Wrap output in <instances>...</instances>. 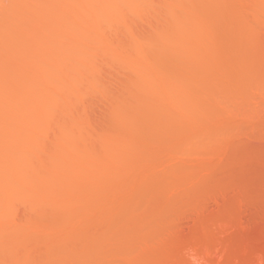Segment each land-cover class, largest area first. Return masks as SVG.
Returning a JSON list of instances; mask_svg holds the SVG:
<instances>
[{
  "label": "rangeland",
  "instance_id": "1",
  "mask_svg": "<svg viewBox=\"0 0 264 264\" xmlns=\"http://www.w3.org/2000/svg\"><path fill=\"white\" fill-rule=\"evenodd\" d=\"M76 1L0 0V264H264V0Z\"/></svg>",
  "mask_w": 264,
  "mask_h": 264
},
{
  "label": "bare ground",
  "instance_id": "2",
  "mask_svg": "<svg viewBox=\"0 0 264 264\" xmlns=\"http://www.w3.org/2000/svg\"><path fill=\"white\" fill-rule=\"evenodd\" d=\"M1 1H2V0H1ZM6 1H7V0H6ZM66 1H67V3H70V4H69V5H70L69 7L73 8L72 5H71V2H68V0H66ZM77 1H78V0H77ZM77 1H76V2H77ZM95 1H96V0H93V3H92L91 5H88V4L90 3L89 0H88L89 3L86 4V5L89 6V7L86 6L88 9L82 7V8H83V10H82V11H83V14H82V15L85 14V20H86V19H88V20L91 19V20L93 21V19H92L91 17H95V15H96V11L99 10L98 8H100V7L103 8V5L101 6V4L104 3V2H102L101 0H97V1H99V2L101 1L102 3H101V2H100V3H97V1H96V4H95ZM109 1L112 2L111 0H109ZM123 1H125V0H123ZM131 1H132V0H131ZM73 2H74V0H73ZM73 2H72V3H73ZM91 2H92V1H91ZM110 2L107 1V3H109V4H105V3H104V7L107 6V5H108V6L111 5L112 3H110ZM125 2L128 3V2H130V1H125ZM132 2H133V1H132ZM132 2L128 3V5L131 4V5H133V8H134V7L136 6V4H135V2H134V4H132ZM6 4H7V3H6ZM93 4L96 5V6H94ZM97 4H98V5H97ZM113 4H114V3H113ZM64 5H65V6H64ZM64 5H63L64 7H67V6H68V4H65V3H64ZM75 5H76V4H75ZM84 5H85V4H84ZM93 6H94V7H93ZM108 6H107V7H108ZM129 6H130V5H129ZM69 7H67L68 10L66 9L67 12H68L69 10H71V9H69ZM90 7H91V8H90ZM97 7H98V8H97ZM131 7H132V6H131ZM75 8H77V7H75ZM82 8H80V9H82ZM96 8H97V9H96ZM9 9H11V8H9ZM27 9H28V8H27ZM73 9H74V8H73ZM95 9H96V10H95ZM29 10H30V9H29ZM29 10H28V12L26 13L28 16H29L30 14H31V16L35 15V13H32V9H31V11H29ZM76 10H77V9H76ZM76 10H75V11H76ZM88 10H90V11L87 13ZM91 10H92V11H91ZM69 12H70V11H69ZM19 13H20V12H19ZM38 13H39V12H38ZM38 13H36V15L33 16V17L36 18V16H37L38 18L42 19L41 17H39V14H38ZM91 13H92V14H91ZM93 13H94V14H93ZM1 14H3V13H1ZM1 14H0V15H1ZM26 14H25L26 17H24V19H25V18H26V19L30 18V17H27ZM37 14H38V15H37ZM66 14H67V13H66ZM90 14H91L92 16H91ZM86 15H88V16H86ZM40 16H42V15H40ZM51 16H52V15H51ZM48 17H49V15H48ZM1 18H2V17H1ZM1 18H0V19H1ZM10 18H11V17H10ZM46 18H47V17H46ZM46 18L43 17V19H46ZM26 19H25V21H26ZM49 19H50V18H49ZM49 19H47V20H49ZM95 19H96V18H95ZM82 20H83V19H82ZM85 20H84V21H85ZM91 20H90V21H91ZM86 21H87V20H86ZM90 21H89V24H90ZM96 21H97V20H96ZM45 22H46V21H45ZM47 22H48V21H47ZM27 23H28V22H27ZM47 24H48V25H46V26H48V27L45 28V31L48 33V29H49V24H50V23H47ZM93 24H94V23H93ZM93 24H92V25H93ZM97 24H98V23H97ZM67 25H68V24H67ZM70 25H71V24H70ZM89 26H91V25H89ZM50 27H51V26H50ZM91 27H92V26H91ZM91 27H90V28H91ZM93 27H96L95 24H94ZM93 27H92V28H93ZM47 28H48V29H47ZM68 28H69V27H68ZM72 28H73V27H72ZM46 29H47V30H46ZM78 29H79V28H78ZM80 29H81V28H80ZM83 29H84V28H83ZM85 29H86V28H85ZM95 29H96V28H95ZM63 30H64V28H63ZM43 31H44V30H43ZM49 31H50V30H49ZM66 31H67V30H66ZM66 31L64 30L65 35L68 34V33H66ZM68 31H69V30H68ZM80 31H81V30H80ZM85 31H89V30L87 29V30H85ZM71 32H72V30H71ZM71 32H70V33H71ZM75 32H76V31H74V33H75ZM47 33H46V34H47ZM78 33H79V32H78ZM81 33H84V34H85L84 31L81 32ZM31 34H32V33H31ZM48 34H49V33H48ZM75 34H76V33H75ZM27 35H30V32H29V34H27ZM27 35H26V36H27ZM60 35L62 36V34H60ZM60 35H59V36H60ZM65 35H63V36L65 37ZM85 35H86V34H85ZM71 36H72V35H71ZM74 36H75V35H74ZM77 36H78V35H77ZM82 36H83V34H82ZM82 36L79 35L78 38H81ZM13 37H14V36H13ZM30 37H31V35H30ZM64 37H62V38H64ZM86 37H87V36H86ZM60 38H61V37H60ZM67 38H68V37H67ZM78 38H77V39H78ZM11 39H12V38H11ZM11 39H10V40H11ZM77 39H76V41H74V40H73V41L76 43L77 41L80 40V39H78V40H77ZM14 41L16 42V40L13 39V41H12L11 43L14 44ZM60 41L62 42V40H60ZM8 42H10V41H8ZM66 42H67V40H66ZM69 42H70V40H69ZM11 43H9V44H11ZM50 43H51V42H50ZM50 43H49V44H50ZM63 43H64V42H63ZM77 43H78V42H77ZM11 45H12V44H11ZM11 45H7V46H5L4 48L7 47V49H4V48H3V51H4V52H5V51H6V52L9 51L11 48L9 49L8 46L10 47ZM75 45H77V44H75ZM80 46H81V44H80ZM47 47L50 48L49 46H46V48H47ZM66 47H67V46H66ZM48 48H47V49H48ZM1 49H2V48H1ZM1 49H0V52H2L1 55H3V51H2ZM76 49H77V48H76ZM81 49H82V48H81ZM11 50H12V49H11ZM78 50H79V49H78ZM13 53H14V52H13ZM4 54H6V53H4ZM50 66H51V65H50ZM39 70H41V69H39ZM37 71H38V70H37ZM35 72H36V71H35ZM40 72H41V71H40ZM54 72H55V71H54ZM37 73H38V72H37ZM57 73H58V72H57ZM1 74H2V73H1ZM24 74H25V73H24ZM34 74H36V73H34ZM40 75H41V74H39V76H40ZM53 75H54V74H53ZM31 76L33 77L32 74H31ZM39 76H38V75H34L33 78L36 79V77L39 78ZM0 77H1V76H0ZM24 77H25V75H24ZM27 77L29 78L30 76H27ZM32 77H30V79H31L30 81L33 80ZM56 77H57V76H56ZM3 78H4V77H3ZM5 78H6V77H5ZM41 78H42V75H41ZM0 79H1V80H0V89L4 86L3 88L6 89V93L9 95V92H7V89H8V88L4 85V84H6V85L8 84V83H6V82L4 83V81H6V80H8V79H7V78H6V80H2V78H0ZM22 79H23V81L20 79V80H21V83H19V86H20V84H21L22 86H23V84H24V83L22 84V82H24L25 80H24V78H22ZM25 79H26V78H25ZM49 79H50V78H49ZM15 80H16V78H15ZM53 80H55V79H53ZM53 80H52V81H53ZM1 81H3V83H4L3 86H1V84H2ZM28 81H29V79H28ZM28 81H27V79H26L25 82H28ZM33 81L35 82V80H33ZM7 82H8V81H7ZM17 83H18V81H17ZM17 83H16V86L18 87ZM14 84H15V83H14ZM25 84H26V83H25ZM27 84L29 85V82H28ZM28 85H27V87L31 86V84H30L29 86H28ZM62 85H63V84H61L60 87H62ZM25 86H26V85H25ZM20 87H21V86H20ZM20 87H19V89L17 88V89L15 90V93H14V92H13V93L11 92V94L14 95L12 98H14V97L17 95V93H18L17 90H20V91H19L20 93H18V94H21V90H22V89H20ZM23 87H24V86H23ZM66 87H67V86H66ZM3 88L1 89L2 91H3ZM15 88H16V87H15ZM21 88H22V87H21ZM31 88H32V86L30 87V89H31ZM62 88L64 89V86H63ZM27 89H29V88H27ZM27 89H26V88L23 89V90H24V93H25V90H27ZM59 89H60V88H59ZM61 90H62V89H61ZM2 91L0 92V95H1L0 98H3V96L6 94V93H4V92H5V90H4V91H3V95H2V94H1ZM9 91H11V90H9ZM28 92H29V91H28ZM28 92H26V94H27ZM22 93H23V91H22ZM7 94H6V95H7ZM11 94H10L9 96H11ZM26 94H25V95H26ZM21 95H23V94H21ZM21 95H18V96H21ZM25 95H24V96H25ZM30 95H31V94H29L28 97H29ZM33 95H34V94H33ZM18 96H16V97H18ZM24 96H23V97H24ZM26 96H27V95H26ZM26 96H25V97H26ZM6 97H8V96H4V98H6ZM23 97H22V98H23ZM25 97H24V98H25ZM30 97H31V99H32V97H34V96L31 95ZM30 97H29V98H30ZM4 98H3V99H4ZM19 98H20V97H19ZM19 98H18V99H19ZM29 98H28V100H30ZM34 98H35V97H34ZM3 99H2V101H3ZM14 99H15V98H14ZM14 99H11V100L6 99L7 101H10L11 103H10V102H7V101H6V102L3 101V102H4V104H3L2 101H1L0 103L2 104V105H1L2 107L0 106V107H1L0 109L2 110L3 107H4V108L7 107V105H5V103H7V104L9 103V105H10V104L15 105L17 102H15L16 99H15V100H14ZM0 100H1V99H0ZM12 100H13V101H12ZM35 100H36V99H35ZM35 100H34V101H35ZM38 100H39V99H38ZM16 101H18V100H16ZM30 101H31V100H30ZM32 101H33V100H32ZM13 102H14L15 104H14ZM32 104H33V103H32ZM16 105H17V104H16ZM23 109H24V108H23ZM1 110H0V112H1ZM3 110H4V109H3ZM3 110H2V111H3ZM24 110H25V109H24ZM24 110H23L21 113H23V112H25V111L28 113L27 110H25V111H24ZM42 110H43V109H42ZM47 112H48V111H46V113H47ZM19 115H20V110H19V114H18V116H19ZM21 115H22V114H21ZM23 115H25V114H23ZM26 115H27V114H26ZM19 117H20V116H19ZM33 156H34V155H33V153H32V155H30V156H28V157H25L23 160L20 161V162H21V165H23L24 163L29 164L30 162H31V164H32L33 161H34ZM28 158H29L30 160H29ZM150 161H151V160H150ZM150 161H148V162H150ZM158 161H159V160H158ZM152 163H153V162H151V164H152ZM154 163H156V162H154ZM147 164H148V163H147ZM138 166H139V165H138ZM19 167H20L19 164H17L16 167H15V165H13V168H15V169H14L15 171L12 172V179L16 177L15 173L17 174V171L19 170V169H18ZM141 167H142V166H140L139 168H141ZM143 168H144V167H143ZM146 168H147V167H146ZM137 169H138V168H137ZM144 169H145V168H144ZM163 170H164V169H163ZM143 171H144V170H143ZM161 171H162V170H161ZM142 173H143V172H142ZM149 173H150V172H149ZM143 174H144V173H143ZM165 174H167V173H165ZM151 175H152V174H151ZM13 176H14V177H13ZM153 176H154V175H153ZM150 177H151V176H150ZM164 179H165V178H164ZM142 180H143V178H142ZM145 181H146V180H145ZM8 182H9V180H6L5 184H9ZM143 182H144V181H143ZM149 186H150V185H149ZM7 188H8V187H7ZM9 188H10V190L8 189L7 194H8L9 196L12 197V195H10L11 187L9 186ZM15 189H17V186H16V185H15ZM89 198H90V197H89ZM230 198H231V197H229V199H230ZM226 200H227V199H226ZM234 200H235V199H234ZM45 201H46V200H45ZM229 201H230V200H229ZM87 202H88V201H87ZM87 202L84 203V208L88 210V206H89V204H91V203L88 202V203H89V204H88ZM216 202H217V201H216ZM237 202H238V201H237ZM222 203H223V202H222ZM239 203H240V202H239ZM239 203H238V204H239ZM85 205H86V206H85ZM87 205H88V206H87ZM220 205H221V204H220ZM50 206H53V205L51 204ZM224 206H226V205H224ZM227 206H229V204H228ZM238 206H240V205H238ZM54 207H55V206H54ZM89 207H90V206H89ZM231 207H232V206H231ZM222 208H223V207H222ZM52 209H53V207H52ZM54 209L56 210V208H54ZM85 209H84V213H86V210H85ZM224 209H226V207H225ZM57 210H58V209H57ZM255 212H258V211H255ZM252 215H253V214H252ZM254 215H257V214H254ZM253 218H255V216L252 217V219H253ZM250 220H251V219H250ZM253 220H255V219H253ZM57 226H58V225H57ZM17 227H18V229H15V228H17ZM12 230H13L12 233H11V231H9L8 234H7V235H10V238H11V235L15 232V230H18V231H19L20 228H19V226H16V227L12 228ZM15 233H16V234H15ZM15 233H14V234H15L14 238H15L16 236H17V237H16L15 239L19 238V237H18V232L16 231ZM10 240L12 241V238H11ZM12 243H13V242H12Z\"/></svg>",
  "mask_w": 264,
  "mask_h": 264
}]
</instances>
